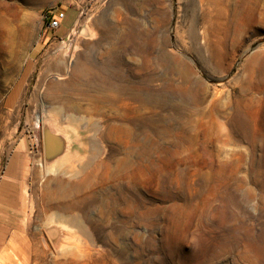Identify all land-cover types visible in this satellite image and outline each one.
<instances>
[{
  "label": "rangeland",
  "instance_id": "obj_1",
  "mask_svg": "<svg viewBox=\"0 0 264 264\" xmlns=\"http://www.w3.org/2000/svg\"><path fill=\"white\" fill-rule=\"evenodd\" d=\"M0 264H264V0H0Z\"/></svg>",
  "mask_w": 264,
  "mask_h": 264
},
{
  "label": "bare ground",
  "instance_id": "obj_2",
  "mask_svg": "<svg viewBox=\"0 0 264 264\" xmlns=\"http://www.w3.org/2000/svg\"><path fill=\"white\" fill-rule=\"evenodd\" d=\"M220 57V56H219ZM69 66V65H68ZM74 70H76V71H78L80 74L79 75H81L82 77H84V76H88V75H91V73L90 72H88V71H82V69H78V67L76 66L75 68H74ZM102 98H107V95L106 94H103V97ZM109 99V98H108ZM124 104H127V103H124ZM43 112L45 113V114H47V113H52V112H58V113H60V114H62V117H65L66 118V120H67V118H71L72 120L73 119H76L77 118V114L80 112V110L77 108V106L75 105V104H73V102H71V99H69V98H59L58 99V101H57V104H52L51 105V107H50V109H47V108H45L44 110H43ZM49 117V116H48ZM47 117V118H48ZM48 122V121H47ZM50 127V126H49ZM116 127V125H114L112 128L114 129ZM53 133V132H52ZM56 133V132H55ZM60 134V133H59ZM58 134V135H59ZM68 135V134H67ZM59 136H61V135H59ZM63 136H64V134H63ZM62 136V137H63ZM61 137V138H62ZM67 137V136H66ZM78 139H80V136L79 135H75L74 136V138H72V141L73 142H75V140H78ZM70 140V139H69ZM68 140V141H69ZM71 143V144H70ZM70 143H69V151H70V149H71V147H72V142H71V140H70ZM54 152V150H49L48 151V159L49 160H53L55 157H57V156H59L60 154L58 153V154H54L53 153ZM67 156V155H66ZM65 157V156H64ZM63 157V158H64ZM49 167V166H48ZM78 172V171H77ZM77 174V173H76ZM57 206H59V205H57ZM56 207V206H55Z\"/></svg>",
  "mask_w": 264,
  "mask_h": 264
},
{
  "label": "water",
  "instance_id": "obj_3",
  "mask_svg": "<svg viewBox=\"0 0 264 264\" xmlns=\"http://www.w3.org/2000/svg\"><path fill=\"white\" fill-rule=\"evenodd\" d=\"M45 148H46V155L48 154L49 150H54V154H62L64 151L63 145L59 140V137L52 133L49 129H45Z\"/></svg>",
  "mask_w": 264,
  "mask_h": 264
},
{
  "label": "built area",
  "instance_id": "obj_4",
  "mask_svg": "<svg viewBox=\"0 0 264 264\" xmlns=\"http://www.w3.org/2000/svg\"><path fill=\"white\" fill-rule=\"evenodd\" d=\"M50 13H52V14H50ZM65 16H66V12L61 11L60 9L55 11V12H52V11L48 12L45 15V18L48 21L47 27L51 31L57 30L61 26L62 20L65 18Z\"/></svg>",
  "mask_w": 264,
  "mask_h": 264
},
{
  "label": "crops",
  "instance_id": "obj_5",
  "mask_svg": "<svg viewBox=\"0 0 264 264\" xmlns=\"http://www.w3.org/2000/svg\"><path fill=\"white\" fill-rule=\"evenodd\" d=\"M71 29L72 27L68 28L67 30H65V32L63 33L64 37H66L67 39H70L71 38V35H72V32H71ZM7 253L4 254V256L6 255ZM2 257V256H1Z\"/></svg>",
  "mask_w": 264,
  "mask_h": 264
},
{
  "label": "trees",
  "instance_id": "obj_6",
  "mask_svg": "<svg viewBox=\"0 0 264 264\" xmlns=\"http://www.w3.org/2000/svg\"><path fill=\"white\" fill-rule=\"evenodd\" d=\"M50 14H52V13H50Z\"/></svg>",
  "mask_w": 264,
  "mask_h": 264
}]
</instances>
